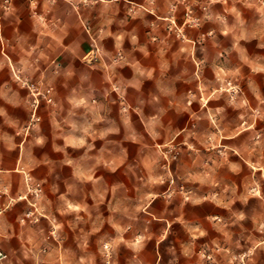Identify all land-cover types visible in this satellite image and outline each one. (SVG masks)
<instances>
[{
    "label": "crops",
    "instance_id": "crops-1",
    "mask_svg": "<svg viewBox=\"0 0 264 264\" xmlns=\"http://www.w3.org/2000/svg\"><path fill=\"white\" fill-rule=\"evenodd\" d=\"M180 1L0 0V264H101L102 243L112 264H200V250L264 264V0ZM21 81L53 90L38 120ZM171 141L170 172L134 169ZM170 175L188 201L167 194Z\"/></svg>",
    "mask_w": 264,
    "mask_h": 264
},
{
    "label": "rangeland",
    "instance_id": "rangeland-1",
    "mask_svg": "<svg viewBox=\"0 0 264 264\" xmlns=\"http://www.w3.org/2000/svg\"><path fill=\"white\" fill-rule=\"evenodd\" d=\"M108 1H111V0H105V2H108ZM180 2H183L185 3V0H181ZM96 3H99V2H96ZM94 4V3H93ZM180 3H174L172 6H171V11L172 12H175V10H177V7L176 5H179ZM185 5V4H184ZM136 8H140L142 11H147L146 8H144L143 6H140V5H135ZM190 6L189 5H186V7L184 8V12H183V15H182V22L185 26L189 27V28H196L199 23H200V20L191 16V10L189 8ZM190 11L189 12V17L190 18H187L186 16V13L187 11ZM205 10V8H204ZM197 19V25L192 23L193 20H196ZM167 23H168V27H167V31L171 34H174L175 36H178L181 38V31L179 30V28L177 27V24H176V20H173V19H166ZM118 54V53H117ZM117 54H116V58L114 57L111 61L115 63H118L119 61H121L120 59L117 58ZM120 54V53H119ZM116 60H119V61H116ZM224 78L226 77H222V81H221V86L220 88L218 89L220 95H229L228 97V100H231L233 99V97L236 95L237 98L241 97L242 94H241V88L237 85H232V83L230 81H227L225 80ZM28 83V84H35L38 86L39 89H44V88H51L49 86H46L44 85L43 83H40V82H36V81H21V84L24 86L23 83ZM26 87V86H25ZM27 88V87H26ZM28 90V89H27ZM52 90V88H51ZM29 93V91H28ZM51 97H52V104H46L45 102L41 101L39 106L37 107V109L35 110V117L38 118V114L40 112V109L43 107V106H52L53 105V90L51 91ZM29 98H30V102H29V109H30V115H32L33 113V109L31 107V97H30V94H29ZM143 144V143H142ZM146 145V143H145ZM143 149L147 150L148 147L147 145L143 147ZM155 149H157L158 153H159V158H145V159H139V163H136L134 162L132 166H134V169L139 172V174H141V171L140 169H144V168H149L150 165L152 164V162H157V159H158V162L157 164H159L158 166L161 168V170L163 171H167V172H170V169L172 166H174L178 160H179V157H180V150L177 148V142L176 141H171L169 143H164L162 145H157L155 146ZM144 167V168H143ZM33 180V179H32ZM31 180V178L29 177H26L25 179V194L23 195V200L25 202L28 203V210L24 212V214L22 215V217H24V220H33L32 217H40V214H42L44 212V210L42 209V207L40 206L39 204V201H40V196L42 195V188H41V184H37L34 180V182ZM140 181H143V180H139ZM74 181L72 180V183ZM160 182H164L163 179H160ZM175 179L170 175L166 181V183H168V186L170 187V189L167 190V194H170V193H174V192H178L180 194L183 195V199L185 201H188L189 199V195H190V191H188L184 185L182 183H179L177 184L176 188H173V186H175ZM81 183V182H79ZM37 189V191L35 190ZM98 195L96 194V196L98 197V200H100L99 198V194H100V191L98 190ZM68 194V192L66 193ZM67 208V207H66ZM84 205L82 207H77V208H74L73 206L72 207H69L68 209H70V212H67L64 210H62V213H61V216L62 217H78V215H80L81 213H84ZM100 206H94L92 208V213H93V217H100ZM31 217V218H29ZM33 222H36V220H33ZM100 261H101V264H112V250H111V247L109 244L107 243H102L101 246H100ZM198 255L200 257V264H215L214 261H213V258H212V252L210 250H205V251H198ZM90 258V257H88ZM234 259H232V262L231 264H246L245 263V255H233ZM94 261V260H93ZM158 264V263H156Z\"/></svg>",
    "mask_w": 264,
    "mask_h": 264
},
{
    "label": "built area",
    "instance_id": "built-area-1",
    "mask_svg": "<svg viewBox=\"0 0 264 264\" xmlns=\"http://www.w3.org/2000/svg\"><path fill=\"white\" fill-rule=\"evenodd\" d=\"M11 0H4V5L6 7V9H8L9 3ZM33 1V0H30ZM51 1H55V0H51ZM96 2H105V0H80V3L83 5H90ZM189 10L186 13L187 18L189 17ZM197 19L193 20L192 23L197 25ZM87 29V28H86ZM117 58L120 59L121 55L118 53L117 54ZM24 86L27 87L30 97H31V107L33 109V113L31 115V119L33 120H38L37 117H35V110L37 109V107L39 106L40 102L43 101L46 104H52V97H51V88H44V89H39L37 85L35 84H28V83H23ZM37 191V189H35ZM5 254H3L2 252H0V261L5 259Z\"/></svg>",
    "mask_w": 264,
    "mask_h": 264
}]
</instances>
